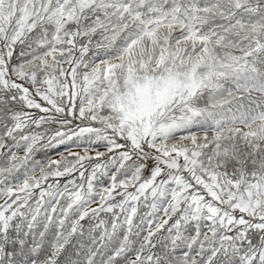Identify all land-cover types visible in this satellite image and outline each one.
<instances>
[{"label": "snow or ice", "instance_id": "obj_1", "mask_svg": "<svg viewBox=\"0 0 264 264\" xmlns=\"http://www.w3.org/2000/svg\"><path fill=\"white\" fill-rule=\"evenodd\" d=\"M0 264H264V0H0Z\"/></svg>", "mask_w": 264, "mask_h": 264}]
</instances>
